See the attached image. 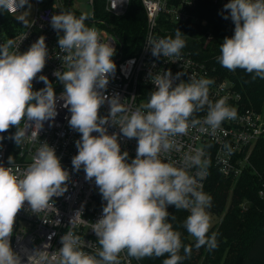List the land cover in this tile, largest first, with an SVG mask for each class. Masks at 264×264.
<instances>
[{
    "label": "clouds",
    "instance_id": "clouds-1",
    "mask_svg": "<svg viewBox=\"0 0 264 264\" xmlns=\"http://www.w3.org/2000/svg\"><path fill=\"white\" fill-rule=\"evenodd\" d=\"M31 5L29 0H0V12L14 13ZM230 10V11H229ZM234 22V35L220 44L219 63L229 71L243 69L264 79V0H229L224 5ZM85 15L60 11L51 17V26L59 35L58 46L63 56V69L54 75L64 90L57 97L54 84L46 75L39 80L44 87L34 90L33 81L46 66L49 50L45 36H40L28 50L21 52L12 39L0 43V133L15 127L10 138L16 145L24 142L29 128L35 138L46 121L58 115V99L71 113L69 126L80 133L72 158L73 170L83 169L87 181H95L102 199L106 201L101 217L92 224L99 249L95 253L82 250L80 237L68 231L61 237L62 247L52 259L56 264H120L119 256L168 258L163 264H179L182 257L181 233L169 222V207L187 210L184 221L187 232L195 238L196 247L207 245L214 250L216 234L207 236L211 217L207 209L212 197L203 190L201 181L210 165L204 149L185 153L180 161L172 160L175 137L186 135L190 127L207 125L213 132L225 120L234 119L236 112L227 105V97L215 102L209 91L213 80L190 77L174 86L170 71L152 80L155 90L150 99L135 110H129L120 95L107 94L110 77L116 71L112 57L115 47L104 42L95 27L85 24ZM154 57H179L185 47L182 32L177 28L175 38H149ZM151 77V73L149 74ZM182 73H177L179 78ZM107 102L108 115L100 108ZM207 109L203 120L193 114ZM26 121L24 127L21 122ZM109 121L120 131L109 133ZM93 133H97L93 135ZM137 139L136 156L129 161V152L121 151L119 137ZM0 140L3 136L0 135ZM0 163V264H22L20 254L12 246L16 217L27 203L32 213L50 207L54 197L68 191L70 172L57 155L54 146L44 141L32 162L21 171ZM195 168V173L191 169ZM82 209L69 223L80 222ZM174 220L175 217L173 216ZM57 225H59V220ZM190 255L191 246H183ZM37 251L28 256L27 264H35Z\"/></svg>",
    "mask_w": 264,
    "mask_h": 264
},
{
    "label": "built area",
    "instance_id": "built-area-1",
    "mask_svg": "<svg viewBox=\"0 0 264 264\" xmlns=\"http://www.w3.org/2000/svg\"><path fill=\"white\" fill-rule=\"evenodd\" d=\"M75 0H29L31 7L25 5L10 16L16 18L19 26L5 28L0 23V43L9 39L14 41V47L19 45V50H28L33 42L40 36H45L49 50L47 63L42 73L37 74L33 81L34 90H39L45 85L39 80L40 75H46L53 82L57 97L64 90L62 83L57 81L54 72L62 70V60L57 56H63L58 46L59 35L51 26L52 15L64 11L73 12L77 17L85 15L88 19L85 24L95 27L104 42H110L116 49L112 59L117 67L115 73L110 77L107 87L109 96L119 94L122 103L129 109L135 110L144 103L140 99V85H148L155 90L153 79L156 75L170 71L174 77L175 84L181 81L188 82L190 77L197 79L201 77L214 81L210 85L209 98L213 102L219 98L227 97V105L234 109V119L225 120L221 126L213 132L207 125L201 123L190 127L188 133L175 137L176 144L167 154L172 160L180 161L185 153H190L196 148H203L210 165L205 178L201 181L203 190L212 197L208 190V183L213 172H218L226 179H239L245 172L252 168L251 154L255 145L264 138V112L247 107L242 95L235 88V84L228 79H221L215 73L216 66H211L205 60L195 57L192 50L185 46L179 57H154L149 46V38H166L175 34L172 33L171 25H207V19H201L196 13L197 8L205 6L210 2L224 5L228 0H138L144 8L147 24L144 40L141 47L132 55L125 56L124 45L118 36L104 25V20H96L95 7L97 0H87L93 7L90 14H86L74 7ZM133 0H104L106 10L112 15H120L125 12ZM31 10V11H29ZM30 14L29 21L20 17L22 12ZM235 26L231 17L226 20L225 28L229 30ZM185 40L189 34L182 35ZM205 36V46L214 41L213 32L208 29ZM203 36L191 37L201 41ZM151 73V77L150 74ZM177 73H182L176 78ZM110 111L107 102L100 108V115L106 116ZM58 115L54 121H46L40 133L33 138L32 128L20 145H16L10 137L16 132L12 127L7 132L0 133L3 140H0V163L8 166V157L13 159V167L25 170L32 162L39 147L44 141L54 146L57 155L61 157L63 166L70 172L68 191L50 201V207L35 214L28 208L27 203L20 210L16 217L12 235V246L22 259V264H27L28 256L37 251L35 264H56L52 259L53 255L58 256V249L62 247L61 237L68 231L74 232L80 237L82 250L88 253H95L99 249L96 234L91 229L102 215L103 206L106 201L102 199L95 181H87L83 169L79 172L73 170L72 158L77 154L75 142L80 138V133L69 126L68 120L71 113L63 107V101L58 99ZM207 109L193 114V118L203 120ZM26 121L21 122L24 127ZM109 133L119 132V126L109 121ZM97 133H93L96 135ZM121 151L129 152V161L136 156L137 139H127L123 135L119 137ZM196 169H191L195 173ZM259 194L264 198V183ZM248 208V202L242 203ZM82 209L80 222L72 225L70 218L77 210ZM187 211V210H186ZM211 213L210 208L207 209ZM188 212V211H187ZM190 213L188 212V215ZM59 220V225H57ZM120 264H135L134 257H129L125 252L119 256Z\"/></svg>",
    "mask_w": 264,
    "mask_h": 264
},
{
    "label": "trees",
    "instance_id": "trees-1",
    "mask_svg": "<svg viewBox=\"0 0 264 264\" xmlns=\"http://www.w3.org/2000/svg\"><path fill=\"white\" fill-rule=\"evenodd\" d=\"M228 2L229 0L226 3ZM204 4L205 6L197 8L196 13L201 19H207V25H190V23L171 25L172 33L175 34L178 28L182 35L192 34L196 37L205 35L210 29L214 34V41L210 42L213 43L212 46H209V43L206 49L205 36L201 41H196L195 38L187 39L185 46L192 50L196 58L216 66L215 73L219 78L232 81L247 107L264 112V79L257 77L253 80V74L239 68L229 71L221 66L217 59L221 54L220 44L225 37L232 36L225 28L227 19L224 16L228 14L224 11L225 4L210 2ZM95 18L104 20V25L118 36L124 45L125 56L134 54L141 47L147 18L138 0L131 1L125 12L120 15L110 14L105 8L104 0H97ZM0 23L5 28H12L14 24L20 25L18 20L10 16L7 11L0 12ZM152 91L154 90L148 85L141 84L140 99L146 103ZM251 163L256 171L245 172L237 180L230 208L221 223L218 226L215 224L211 226L207 233L208 237L213 233L216 234L218 246L214 250H209L207 245L197 248L195 238H192L184 227V221L188 216L186 210L169 207V222L173 224L174 230L181 233L182 245L191 246L190 255L184 253L182 246L180 250L182 259L179 264H264V198L259 195L264 183V138L254 147ZM230 183V179L222 177L218 172L211 174L208 190L212 194L210 208L214 212L221 213L224 209ZM244 202H248V209L245 211L240 206ZM167 258V254L161 257H145L135 259V264H163Z\"/></svg>",
    "mask_w": 264,
    "mask_h": 264
},
{
    "label": "rangeland",
    "instance_id": "rangeland-1",
    "mask_svg": "<svg viewBox=\"0 0 264 264\" xmlns=\"http://www.w3.org/2000/svg\"><path fill=\"white\" fill-rule=\"evenodd\" d=\"M74 7L79 8V10H81L82 12H84L86 14L87 13L90 14L92 12V10H93V7L90 4L87 3V0H75L74 1ZM28 15H29V13H27V12H22V13L19 14L20 17H22L25 20L29 21ZM234 28H235V26L231 27V29H233V30L227 29V30H229V32L231 33V35H234ZM193 36H195V35H192L191 34L185 40L191 39V37H193ZM212 44L213 43H210L209 46H212ZM207 47H208V45L206 44V49H207ZM250 160H251V158H250ZM250 171H254L255 172L256 170L252 166V168L250 169ZM237 180L238 179L231 180V183L228 185V189H227V199H226V203H225V206H224V209L222 210V212L221 213H216V212L213 211V209L210 208V210H211V213H210L211 226H213L214 224L216 226H218L221 223V221H222V219H223L226 211H228V209L230 208L231 203H232L233 194H234V188H235V185H236ZM211 202H212V200H211ZM240 206H241V208H242L243 211H245V210L248 209V208L242 206V203L240 204ZM187 214H188V212H187ZM192 238H194V237H192Z\"/></svg>",
    "mask_w": 264,
    "mask_h": 264
},
{
    "label": "crops",
    "instance_id": "crops-1",
    "mask_svg": "<svg viewBox=\"0 0 264 264\" xmlns=\"http://www.w3.org/2000/svg\"><path fill=\"white\" fill-rule=\"evenodd\" d=\"M29 11H31V10H29ZM29 11L27 13H29ZM28 17H30V14L28 15Z\"/></svg>",
    "mask_w": 264,
    "mask_h": 264
}]
</instances>
